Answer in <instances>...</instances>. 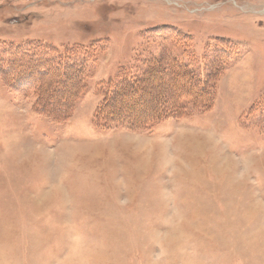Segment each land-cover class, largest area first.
I'll return each instance as SVG.
<instances>
[{
    "label": "rangeland",
    "instance_id": "1",
    "mask_svg": "<svg viewBox=\"0 0 264 264\" xmlns=\"http://www.w3.org/2000/svg\"><path fill=\"white\" fill-rule=\"evenodd\" d=\"M0 264H264V0H0Z\"/></svg>",
    "mask_w": 264,
    "mask_h": 264
},
{
    "label": "trees",
    "instance_id": "2",
    "mask_svg": "<svg viewBox=\"0 0 264 264\" xmlns=\"http://www.w3.org/2000/svg\"><path fill=\"white\" fill-rule=\"evenodd\" d=\"M48 52L49 51L47 50V53ZM64 58H62L60 56V58L57 59L59 61H56V62L53 61V63L48 61L49 63H47V66H57L58 65L57 66L58 68H61L62 70H64L63 71V73H64L63 76H64L65 80H71L72 78H74V79L76 78L81 83L82 82V74H81V72L83 70V67H81L79 65L68 64L64 60ZM181 74L184 77L187 78V80L185 79L184 82H183V88L186 89L185 84L187 85V84L191 83V84L194 85V83H195V82H193L194 76L189 74L188 70L187 71L186 70H184V71L181 70ZM74 79H72V80H74ZM136 80H137L136 77L126 76V77H124V79L121 80V82H119V83L116 82L115 84H113L110 87H108L110 89V91H108V93L105 94V96L103 98V102L101 103L100 107H98L97 112L95 114V119L98 120L99 122L103 121L105 123L106 121H105L104 117L101 114L103 112V109L106 107V105L108 103L110 104L111 102H113V100H115L117 98H119L121 100L124 99L123 95H124L125 92L127 93V91H128L127 88H125V87H127V86L132 87L131 84L133 82H135ZM134 88H132V89H134ZM182 90L180 92L181 94L188 92V90H187V92H185L186 90L184 92ZM183 101H184L183 98H181L180 100H177L176 101L177 104L175 105V107L172 110L169 109L168 116H170V118L181 119V117L183 116V114L185 112L184 109H183L184 108ZM162 116H163L162 112H159L158 115H155V116H150V114L147 115L143 119V121L140 123L141 126H142L141 129L145 130L149 125H152V124L158 122L159 120L163 119Z\"/></svg>",
    "mask_w": 264,
    "mask_h": 264
},
{
    "label": "bare ground",
    "instance_id": "3",
    "mask_svg": "<svg viewBox=\"0 0 264 264\" xmlns=\"http://www.w3.org/2000/svg\"><path fill=\"white\" fill-rule=\"evenodd\" d=\"M211 137V136H210ZM211 140V139H210Z\"/></svg>",
    "mask_w": 264,
    "mask_h": 264
}]
</instances>
